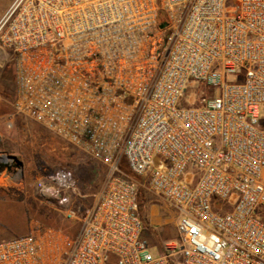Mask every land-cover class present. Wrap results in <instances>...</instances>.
Returning <instances> with one entry per match:
<instances>
[{
	"label": "built area",
	"instance_id": "2783aa9c",
	"mask_svg": "<svg viewBox=\"0 0 264 264\" xmlns=\"http://www.w3.org/2000/svg\"><path fill=\"white\" fill-rule=\"evenodd\" d=\"M0 47L15 112L105 168L75 233L2 239L0 264H264V0H13ZM130 176L176 211L158 254ZM37 185L80 196L66 167Z\"/></svg>",
	"mask_w": 264,
	"mask_h": 264
},
{
	"label": "rangeland",
	"instance_id": "374dc122",
	"mask_svg": "<svg viewBox=\"0 0 264 264\" xmlns=\"http://www.w3.org/2000/svg\"><path fill=\"white\" fill-rule=\"evenodd\" d=\"M12 1L0 0V16ZM8 53L11 61H0L7 74L14 69L13 55ZM3 87L0 93V240L28 233L37 227L73 234L79 226L77 217L94 202L101 190L105 168L39 123L16 113L14 79L10 77ZM192 94L197 99L194 106L201 107L198 100L206 94L203 81L187 88L184 102ZM7 165L11 167L8 169ZM59 167L73 171L80 194L72 196L67 205L46 196L37 185L39 178ZM130 177L141 183L138 195L139 212L145 226L142 237L150 251L158 254L166 241L179 239L176 211L142 185L141 178ZM69 210L75 211V217H68Z\"/></svg>",
	"mask_w": 264,
	"mask_h": 264
},
{
	"label": "crops",
	"instance_id": "0c3cea01",
	"mask_svg": "<svg viewBox=\"0 0 264 264\" xmlns=\"http://www.w3.org/2000/svg\"><path fill=\"white\" fill-rule=\"evenodd\" d=\"M11 3H9L8 4V6L6 7V9L4 10V12L2 13V15H4V13L6 12V10H7V8L9 7V5H10ZM1 15V16H2ZM0 16V17H1ZM9 51L8 50H5V49H2L1 47H0V61H2V62H5L7 59H9L10 61H11V58L9 57V53H8ZM13 58V57H12ZM12 61H13V59H12ZM13 65H14V63H13ZM5 67L3 66V63L0 65V93L2 92V88H4L3 86H4V84H5V82L11 77L12 79H14V81H15V73H14V69L12 70V73H6V71H5V69H4ZM76 186H77V183H76ZM147 188V187H146ZM148 189V188H147ZM150 191V190H149ZM154 194V193H153ZM155 195V194H154ZM97 196H98V194H97ZM139 196V195H138ZM156 196V195H155ZM156 197H158V196H156ZM159 198V197H158ZM96 199H97V197H96ZM95 199V200H96ZM159 199H161V198H159ZM95 200H94V202H95ZM93 202V203H94ZM139 202H140V199H139ZM92 204V203H91ZM91 204H89V205H91ZM88 205V206H89ZM87 207V206H86ZM85 207V208H86ZM84 208V209H85ZM82 213V212H81ZM175 225H176V222H175ZM145 227V226H144ZM166 242H168V241H166ZM165 242V243H166ZM150 247V246H149ZM158 252H160V251H158Z\"/></svg>",
	"mask_w": 264,
	"mask_h": 264
},
{
	"label": "water",
	"instance_id": "95a60500",
	"mask_svg": "<svg viewBox=\"0 0 264 264\" xmlns=\"http://www.w3.org/2000/svg\"><path fill=\"white\" fill-rule=\"evenodd\" d=\"M18 165V163H15V166H17ZM8 166V169L10 168V166L9 165H7Z\"/></svg>",
	"mask_w": 264,
	"mask_h": 264
},
{
	"label": "flooded vegetation",
	"instance_id": "af4514ba",
	"mask_svg": "<svg viewBox=\"0 0 264 264\" xmlns=\"http://www.w3.org/2000/svg\"><path fill=\"white\" fill-rule=\"evenodd\" d=\"M11 167V166H10Z\"/></svg>",
	"mask_w": 264,
	"mask_h": 264
}]
</instances>
